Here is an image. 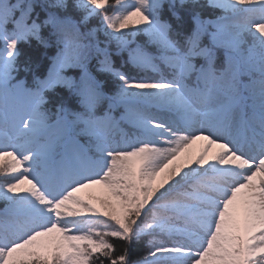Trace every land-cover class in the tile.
I'll return each mask as SVG.
<instances>
[{"label": "snow or ice", "instance_id": "1", "mask_svg": "<svg viewBox=\"0 0 264 264\" xmlns=\"http://www.w3.org/2000/svg\"><path fill=\"white\" fill-rule=\"evenodd\" d=\"M0 177V264H264V0H0Z\"/></svg>", "mask_w": 264, "mask_h": 264}, {"label": "trees", "instance_id": "2", "mask_svg": "<svg viewBox=\"0 0 264 264\" xmlns=\"http://www.w3.org/2000/svg\"><path fill=\"white\" fill-rule=\"evenodd\" d=\"M178 11L181 13L182 20L185 22L186 27L183 29L185 32L187 31V25L191 24L190 17L188 16L186 10L184 9H178ZM205 17L207 18V13L205 14ZM161 18L163 20H167L169 23L173 25L174 30L177 29V22L174 21L170 14L167 12V8L165 7L164 11L161 13ZM98 23L97 19H93L90 21V25H95ZM46 39L50 40L51 46L49 48H40L36 45L35 41H33L30 45L29 44H21L20 45V57H19V63L24 64L27 60H31L34 70L37 75H40L42 72L46 74L47 66L50 63V60L52 57L56 54V45L54 42V38H51L49 35V30L45 29L42 33ZM103 39V36L100 37ZM175 39H181L179 37H174ZM139 41H142L143 37L137 38ZM36 65H39V67H36ZM20 77H24L25 73L20 72ZM28 79L31 80V74L28 75ZM58 91H63L61 89H58ZM4 207L3 202H0V209ZM113 243H116L117 249H120V243L118 241H113ZM144 251L143 243L137 246V248L133 252V256L135 257L137 254H140Z\"/></svg>", "mask_w": 264, "mask_h": 264}, {"label": "rangeland", "instance_id": "3", "mask_svg": "<svg viewBox=\"0 0 264 264\" xmlns=\"http://www.w3.org/2000/svg\"><path fill=\"white\" fill-rule=\"evenodd\" d=\"M3 179V177H0V180H2Z\"/></svg>", "mask_w": 264, "mask_h": 264}]
</instances>
